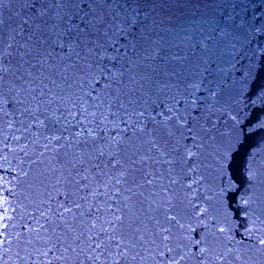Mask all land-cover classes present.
<instances>
[{
    "label": "water",
    "instance_id": "1",
    "mask_svg": "<svg viewBox=\"0 0 264 264\" xmlns=\"http://www.w3.org/2000/svg\"><path fill=\"white\" fill-rule=\"evenodd\" d=\"M0 264H264V0H0Z\"/></svg>",
    "mask_w": 264,
    "mask_h": 264
},
{
    "label": "snow or ice",
    "instance_id": "2",
    "mask_svg": "<svg viewBox=\"0 0 264 264\" xmlns=\"http://www.w3.org/2000/svg\"><path fill=\"white\" fill-rule=\"evenodd\" d=\"M26 23V22H25ZM82 23H84V21H82ZM109 22L106 21V19L103 16H100L98 18H94L92 20H88L85 23L84 28H81L79 25L76 26L78 35L73 38L71 36V29L69 30L68 38L72 43L73 48L80 46L81 44L84 45V47L86 48V55H94L97 54L98 49L100 47V44L98 43V41H93L92 39H90V37L92 36H107L108 35V27H109ZM96 43V47H89V45ZM77 55H79V53H77ZM101 59H103V57H100ZM122 79V76L120 77ZM141 116H143V113H140ZM173 119V117H167L164 121H163V128L165 129V134L168 136L172 135L171 129L169 128V123L170 121ZM182 117L180 116H176L175 120L177 122V124H180L182 121ZM141 131H143V129H141ZM153 147H156V144H153ZM65 211H68V209H66ZM117 220H121L122 218L120 216L116 217ZM94 226V225H93ZM106 231V230H105ZM89 239H91V237H89ZM111 239V237H110ZM165 239H167V237H165ZM102 243V242H101ZM101 243H97L95 245L96 249H99L101 247ZM197 243H200L199 241ZM119 246V243L118 245ZM73 251H75V249H73ZM201 251H206V249H201Z\"/></svg>",
    "mask_w": 264,
    "mask_h": 264
}]
</instances>
